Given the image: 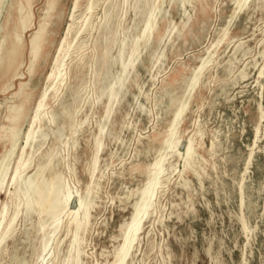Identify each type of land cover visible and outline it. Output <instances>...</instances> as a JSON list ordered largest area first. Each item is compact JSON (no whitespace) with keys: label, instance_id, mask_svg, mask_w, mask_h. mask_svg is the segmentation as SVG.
<instances>
[{"label":"rangeland","instance_id":"374dc122","mask_svg":"<svg viewBox=\"0 0 264 264\" xmlns=\"http://www.w3.org/2000/svg\"><path fill=\"white\" fill-rule=\"evenodd\" d=\"M108 1L100 0L92 11L95 24L84 33L83 39L86 42L71 55L73 57L70 56L65 60V66L69 71V79H67L69 86L68 89L60 90L59 94L62 92L60 95L62 101L67 100L66 104H72L73 119L69 125L67 121L64 123L60 119L57 120V125L64 124L61 138L52 135L56 124L42 128L48 136L45 142L35 147L32 163L25 171L27 175L33 173L43 153L56 148L59 154L56 160L60 161L56 168L62 173L63 181H66L72 191L84 192L90 182V160L94 149L93 141L98 136V123L104 127L100 136L102 144L97 156L98 170L96 169L94 173L95 184L98 185L92 186L89 224L81 234L82 241L84 240V244L81 243L84 253L80 257L81 264H110L113 261L114 250L121 242L119 226L129 220L136 199V195L130 192L141 187L145 182L144 169L157 155L171 118L174 107L169 106V96L164 92L168 90L176 96L182 94L185 80L199 64L200 58L205 56L206 49L221 35L233 7L231 0H183L182 4L179 3L181 0H176L177 2L165 0L161 4L162 11L156 18L153 36L147 47L149 49L146 48L141 52L140 60H137L135 70L131 71V77L129 76L126 83L125 89L129 92V96L124 90L126 93L113 107L109 121H104L102 117L106 100L102 98V101L97 102L95 99V87L103 81V77H98L97 81L101 79L95 85L94 63L92 64L86 57L85 64L76 66V60L82 54L90 55L89 52L100 35L98 23L103 19ZM158 1L152 0V2ZM10 2L11 0H3V7L0 10V39L5 34L1 26L2 18ZM73 2L74 0H57L50 11V17L47 18L49 31L45 34V37L48 35V40L46 47L42 49L44 59L33 63L29 49L27 51L25 49L18 69L10 78L0 83V161L5 162V165L1 162L0 164L6 167L1 169L0 174L4 173L0 178L2 177L5 184L9 181L25 145L28 126L35 114L40 92L46 86L45 77L52 69L59 42L67 29L73 11ZM133 2L134 0L127 1L128 9L123 16L122 26L123 28L130 26L129 33L137 35L142 28V22H139L141 17L135 15L131 8ZM52 4L54 0H18V5L23 7L22 16L25 20L21 32L24 45L36 34L39 25L46 20L45 9ZM84 5L85 0H80V5L74 13L81 19L86 16L83 12ZM166 10L168 12H165ZM182 21L186 22L184 27L181 26ZM169 25L176 28L166 34ZM162 34H165L164 41L162 39V42H157ZM226 37V40L217 47H211V51L214 52L212 64L210 63L204 70L178 128L181 139L187 138L197 127L203 131L202 139L196 138V144H200L196 145L197 158L200 162L182 172V157H167L164 166L168 169L165 172L168 180L158 190L149 218L144 221L126 264H264V55L260 56L264 45V0L260 2L250 0L248 6L233 21ZM238 45L240 48L235 55L233 53ZM8 46L5 57L12 49V44ZM114 48L113 55L116 54V47ZM156 54H159L158 57ZM230 59H232V72L228 73L226 68ZM162 60L165 63L160 66ZM241 71L246 73L245 77H239ZM115 72L117 73L116 68H112L109 73L113 75L108 74L106 78L110 77L112 80V76L116 75ZM174 77L177 78L176 81L172 80ZM110 78L103 81L104 86L111 81ZM24 86L30 95L24 116L16 122L10 114L19 110L18 92ZM74 94L78 95V98L72 103ZM55 99H52L45 108L47 116L49 112L60 111V102ZM160 103L164 105L161 106ZM158 104L160 108H157ZM258 108H261L263 120L259 121V137L253 145L254 130L259 120ZM84 117L87 119L84 120ZM128 121H131L130 124ZM227 139L229 142H226ZM212 140L216 144L213 151L210 150ZM182 144L184 143L178 146L181 151L184 149ZM251 147H253V155L244 173L241 204L238 188L249 156L248 148ZM195 167L201 177L193 172ZM184 180L186 183L189 181L187 187L183 185ZM128 199L129 201H126ZM0 200L7 201L2 194ZM70 206L75 207V199L71 200ZM8 209L10 212L11 203ZM236 215H239L238 218ZM30 218L24 219L21 214L17 217L14 224L15 233L13 232L10 236L12 238L9 237L6 243L4 242L3 248H5L1 252L0 264H13L15 253L17 260H25L27 264H38V262L41 264L40 259L38 260L42 244L41 233L36 230L38 217L34 214ZM64 221L65 219H61L60 222L64 225ZM242 221L245 222V226L249 225L247 232L241 227ZM70 238V234L67 235L65 229L61 228L55 240L49 244L52 247L49 246V251L54 252L56 247L59 249L55 263L61 264L68 254L64 253L67 252ZM207 246L210 248L208 249ZM22 253L24 255L21 256ZM106 253L108 255H105Z\"/></svg>","mask_w":264,"mask_h":264},{"label":"bare ground","instance_id":"6f19581e","mask_svg":"<svg viewBox=\"0 0 264 264\" xmlns=\"http://www.w3.org/2000/svg\"><path fill=\"white\" fill-rule=\"evenodd\" d=\"M56 1L57 0H54V4L48 6L45 9L44 15H45L46 20L39 25L36 34L30 38V40L28 41V43L26 45H24L23 38L21 37L22 28L25 26V20H24V17L22 16L23 7L18 5V0H11L10 5L5 10V14H4V16L2 18V22H1V26H2L3 30L5 31V34L0 39V83H2L4 79L10 78L13 75V73H15V71L18 69V67L21 64V57L24 54L25 49H26V51L29 49L28 51H29V54H30V57H31V60L33 63L35 61L42 59V58L44 59V55H42V49H43V47H46L48 35H47V37H45V34L49 31V27L47 25V18L50 17V11L53 9ZM127 1L128 0H109L108 1L107 10L104 13L103 19L101 22L98 23V27L100 29V35H99L97 41L95 42L93 49L89 52L90 55L82 54L76 60V66H79L81 63H82V65L85 64L84 59L86 57L89 58V60H91L92 64L94 63L93 64V67H94V70H93L94 75L93 76L95 77V80L101 76V78L103 77V79H102L103 81L105 79L107 81V80H109L110 77L108 76L109 78L107 79L106 76L108 74L113 75V74L109 73L112 70V68H116V70H117V73L115 72L116 75L114 77L112 76L113 79L111 80V78H110L111 81L105 86H104L105 82H103V81L101 83H98V81L101 78H99L98 81L97 80L95 82L93 81L95 85L98 83V86L95 87L96 95L94 94L96 96V98H95L96 101L97 102L102 101V98L103 99L105 98V100H106V104H105V108H104V115L102 117V118H104V121H109L108 118L110 119L109 116L113 110V107L120 101V98L124 95V93L127 92L128 96H129V92L126 91V89H125L126 83L128 81V78L131 77L130 73H132L131 71H133V69L135 68V64H136L137 60H140L139 57H140L141 52L144 49H146L147 47H149V45H150L149 42L152 39L151 37L153 36V31H154L155 26H156V18H157V15L161 13V11H162L161 10V4L165 0H159L158 2H152V0L151 1L150 0H134L133 4L131 5V8L134 11L135 15L138 14L141 17L139 22L140 21L142 22V28L137 35H132L129 33L130 32L129 31L130 26L125 27V28H123V26H122L123 16L128 9ZM168 1L169 2H175L176 0H168ZM182 1L183 0H181L179 3L182 4ZM231 1L233 4L232 11H231V14L229 15V17L227 19V23H226L225 27L222 28L221 35L219 36L217 41L215 43H213V45H211L210 47H208L206 49L205 56H202L200 58L199 64L193 68L190 76L185 80V85L182 89L183 90L182 94L180 96H176V95H173L171 93V91L165 90V92H164V94H167L169 96V106L174 107L171 111V118L168 122L167 129L165 130L163 140L159 146V149L157 150V155L155 156L153 162L150 163L149 165H147L144 169V173L146 175L145 182L142 184L141 187L136 188L134 191H131V192L129 191L130 194L136 195V199H135L134 203L132 202L133 205L131 204L133 209H132L131 215L129 217V220L127 222L125 221L124 224L119 226L121 242L115 248L114 253H113V261H111L110 264H126L128 257H130L131 250L133 248L134 243L136 242L135 240L139 236V234L143 228V223L147 219V217L149 218L151 209L154 206L157 192L161 188V186L164 184V182H166L168 180V175L167 174L165 175V172H167L166 170H168V169H166L164 166L165 162L167 161V157L168 156H172V157L173 156H176V157L181 156L183 159L182 172H185L186 170H188L191 167L193 168L198 162H200V161H198L197 153H196L197 152L196 151V145L199 146L200 144L199 143L196 144V138L197 137L201 138L203 136V131L201 130L200 127H197L194 130V132L192 134H190L187 138L181 139V136L178 133V128H179V126L183 120V116H184V114H185V112L189 106L190 100L193 96V92L195 91L196 87L199 85V81L202 78L204 70L213 61L214 52L211 51V47L214 46V48H215L222 41L226 40L227 32L230 29L231 25L233 24V21L236 19V17L239 15V13L248 6L250 0H231ZM99 2H100V0H85L83 12H84V14H86V16H84V18L81 19L79 16L74 15L76 9L80 5V0H74L73 6H72L73 11H72V14L69 18V23H68L67 29H66L64 35L62 36L60 42H59V46H58V49L56 51L54 64L52 66L51 71L48 73L47 77H45L47 80L46 81L47 83H45L46 86L40 92L39 99H38V102L36 104L35 114L32 117L30 124L28 126L26 136H25V143H24L25 145L23 146V148L21 150L20 158L15 163L12 175H10L9 181L6 182L7 184H5L4 180L1 179L2 177L0 178V198H1V194H2V195H4L5 199L7 200V201H1L0 200V256L2 255L1 252H3V249L5 248V247L3 248L4 242L7 241L6 239H8L13 234V232L15 230L14 224L16 222L17 217H19V214H21L23 216V218L27 219V220H28V218H30L32 215L35 214L38 217L37 218L38 219L37 229L34 226L33 227L39 233H41V242H42L41 249H40V252L38 255V260L40 259V263L41 264H58V263H55V260H56L58 253H59V249H57V247H56L55 251L52 252V251H49L50 249H48V248L50 246L49 244H51V241L55 240L54 238L57 235V233L60 231V229L64 228L65 233L67 235L70 234L71 238H70L69 244L67 245L68 246V249H66L67 252L64 253L65 255L67 253L68 254L62 260L61 264H81L80 263V257L83 253V251L81 249V243L84 241V240L82 241L81 234L87 229V226L89 224V217H90L89 211H90L91 204H92L90 196H91V192H92V186L95 184V174L94 173H95V170L97 169L96 166L98 165L97 156H98V153L100 151L101 144H102L100 136L103 133L104 127L102 126L101 123L97 122L98 123V126H97L98 127V136H96L94 141H93L94 149H93L92 157L90 160V182L87 184L84 192L72 191L70 189V187L65 183L66 181L65 182L63 181L62 173L56 168L60 164V161L56 160V157L58 154V149H56V148L49 149L48 152L46 151L45 153H43V156H41V158L37 162L35 170L33 173L27 175V174H25V171L29 168V166L32 163V156L34 154L35 147L39 146L40 143L43 142L48 136V133L44 132L42 130V128L45 126H48V125L51 126L52 124H56L58 119H60L64 123L67 121V123L69 125L73 119L74 112L72 110V108H73L72 104L71 103L66 104L65 102L67 100L65 102L62 101V98L60 97L62 92L59 94L60 90L63 91L64 88L68 89V86H69V85H67V79H69V76H68L69 71H68V67L65 66V60L67 58H69L72 54L77 52L82 47V45L86 42L83 39V36H84V33L88 32L91 29V27L95 24L93 22V19H92V11L99 4ZM259 2H260V0H259ZM2 7H3V0H0V10L2 9ZM259 7H261V6L259 5ZM257 8H258V6H257ZM262 8H263V6H262ZM165 12H168V11L166 10ZM184 12H186V11L184 10ZM135 19H137V17ZM185 25H186V22L182 21L181 26L184 27ZM133 26H135V25H133ZM174 28H176V26L171 27L169 25L168 29L166 31L167 32L166 34L173 31L172 29H174ZM135 32H134V34H135ZM178 32H179V30L177 31V33ZM164 36H165V34L160 35L156 41L160 42ZM162 41H164V39ZM168 42H166V44ZM9 44H12V49H11L9 55L7 57H5L6 49H7V46ZM151 44H152V42H151ZM239 45L237 46V48H235L233 54L237 55L236 52L238 51V48H240ZM114 47H116V54L115 55L112 54L113 49H115ZM148 49L149 48H147V50ZM247 49H249V48H247ZM156 51H154V53H156ZM159 54H156L157 57ZM241 54H243V53H241ZM263 55H264V45H263V49H261V52H260V56H263ZM151 56H153V55H151ZM71 57H73V56H71ZM164 60H165V58H164ZM231 60L232 59H230L228 61V67L226 68V71L228 73L232 72ZM152 61H153V59L150 62L152 63ZM162 63H165V61L161 62V64H159V63L158 64L161 66ZM140 68H141V66H140ZM156 71H157V69H156ZM158 72H159V70H158ZM136 74H138V72ZM245 74L246 73L244 71H241L239 73V77H243ZM83 76H85V75H83ZM133 77H134V75H133ZM140 78H141V76H140ZM172 80L176 81L177 78L174 77ZM143 86H144V84H143ZM135 87H136V84H135ZM224 87H226V86H224ZM69 90H70V88H69ZM71 91H72V88H71ZM139 92H140V90H139ZM72 93H74V92H72ZM29 95H30V92L28 91V89H25V86L20 88V90L18 92V97H19L18 104L20 106L19 110L10 114L11 118L13 117V120L15 118L16 122L20 119V117L24 116V113H25L26 108H27V100H28ZM74 95H75V97H73L72 103L76 102V99L78 98V95H76V94H74ZM146 95H147V93H146ZM137 97H138V95H137ZM55 98L57 99L58 102H60V111L59 112H56V111L49 112V116H47L46 112H45V108L49 105L50 101L52 99H55ZM133 98H135V96ZM125 99H126V97H125ZM55 100H54V102H55ZM125 101H127V100H125ZM136 101H137V99H136ZM121 102H123V101H121ZM135 103H137V102H135ZM128 104L129 103L127 102V105ZM119 105H122V104L119 103ZM119 105H117V106L119 107ZM160 105H161V103H160ZM160 105L157 108H160ZM163 105H161V106H163ZM129 107H130V105H129ZM258 109H259V120H258V123L255 127V130H254V140L252 143L253 145L259 137V132H260L259 121L262 119V114H263L261 111V108H258ZM146 110L148 111L147 108H146ZM131 111H132V109H131ZM139 111L141 112V110H139ZM142 113H144V112H142ZM132 114H134V113H132ZM17 115H18V117H17ZM146 115H147V113H146ZM126 116H128V115H126ZM8 117H9V115H8ZM21 119H23V118H21ZM86 119L87 118H85L84 120H86ZM160 119H161V117H160ZM122 121H123V119H122ZM137 121H138V119H137ZM229 121H230V119H229ZM12 122H13L12 124H14V121H12ZM130 122L128 121L129 124H130ZM196 123H197V121H196ZM135 124H134V126H135ZM12 126L13 125H11V127ZM17 126H15V127L18 129ZM69 127H71V126H69ZM16 128H15V130H16ZM63 130H64V124L63 123L60 125L56 124V128L54 129V131L52 130V135H54V137H60L61 138L63 136ZM9 131L11 132V130H9ZM50 131H51V129H50ZM118 141H119V139H118ZM123 142L121 141V143H123ZM226 142H229L228 139ZM112 143H113V141H112ZM181 143H184V144H182V145H184V149L182 151L178 147ZM215 146H216L215 141L212 140L210 150L213 151ZM14 147H15V145H14ZM28 149H29V151H27ZM248 149H250L249 156H248V159L246 160L247 162H246L245 167L243 169L244 172H242L243 174L241 176V182L239 183L240 186L238 188V190L240 192L239 196H240L241 204L243 203V183L242 182L244 179V173L247 171V166L251 163L252 155H253V147L248 148ZM11 155H12V153H11ZM24 156H26V157L23 158ZM110 157H112V156H110ZM6 158H8V157H6ZM4 161H6V159ZM3 164L5 165V162H3L2 165ZM6 166L8 167V164ZM3 167L6 169L5 166H3ZM3 167L0 164V171ZM72 168H73V166H72ZM45 172H47V173L45 174ZM193 172L196 175H199L196 167L193 169ZM3 173L4 172H2L0 175H2ZM99 176H102V175H99ZM180 176H182V175H180ZM3 177H4V175H3ZM247 179H249V178H247ZM101 180H102V178H101ZM183 183H184L183 185L186 186V184H187L186 180H184ZM96 185H98V184H95V186ZM99 188H100V186H99ZM248 188H250V187H248ZM246 189H247V187H246ZM127 197L129 198V196H127ZM226 197H227V195H226ZM245 197H246V194H245ZM72 199H75V207L74 208H71V206H70ZM92 199H94V198H92ZM126 201H129V199ZM10 203L12 205V209L9 212L8 205ZM171 205H172V203H171ZM239 211H240V209H239ZM153 212H155V211H153ZM236 216L238 218L239 215H236ZM240 216H241V214H240ZM174 218H175V216H174ZM61 219H65L64 225L62 224V222H60ZM176 219H178V218H176ZM243 221H244V219H243ZM157 223H158V221H157ZM244 223L245 222H243V226H241V227L243 228V230L246 231L249 229V225H247L248 226V229H247V226H245ZM33 224H35V223H33ZM250 229H251V227H250ZM25 231H27V230L25 229ZM33 231H34V229H33ZM148 234H150V233H148ZM28 237H29V235H28ZM10 238H12V237H10ZM35 238H37V237H35ZM29 240L30 239H28V241ZM208 242H210V241H208ZM20 243H22V242L20 241ZM62 244L64 245V242ZM83 244H84V242H83ZM208 244H210V243H208ZM27 246H28V244H27ZM208 247L210 248V246H207V248ZM168 248H170V247H168ZM17 249H18V247H17ZM208 249H207V251H208ZM22 251H23V249H22ZM13 252H15V251H13ZM24 252H25V250H24ZM33 253H34V250H33ZM209 253H210V250H209ZM16 254L17 253H15V256H16ZM20 255L22 256L24 254L22 253ZM105 255H108V254L106 253ZM105 255H103V256H105ZM15 256L13 257V262H12L13 264H27V262L25 260H17L16 259L17 257H15ZM215 257H217V256L215 255ZM168 258H170V257H168ZM210 259H212V258H210ZM2 260L4 261L3 258H2ZM27 260H28V258H27ZM29 260H31L30 256H29ZM129 260H131V259L129 258ZM9 261H10V259H9ZM169 261H170V259H169ZM38 264H39V262H38Z\"/></svg>","mask_w":264,"mask_h":264}]
</instances>
